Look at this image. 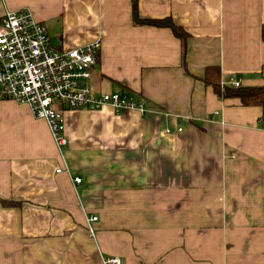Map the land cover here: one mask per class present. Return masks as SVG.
<instances>
[{
	"label": "crops",
	"instance_id": "crops-1",
	"mask_svg": "<svg viewBox=\"0 0 264 264\" xmlns=\"http://www.w3.org/2000/svg\"><path fill=\"white\" fill-rule=\"evenodd\" d=\"M23 9L59 50L101 40L91 88L146 111H67L60 150L0 99V264H264L263 109L203 81L264 85V0H138L185 43L132 0H0V19Z\"/></svg>",
	"mask_w": 264,
	"mask_h": 264
},
{
	"label": "built area",
	"instance_id": "built-area-1",
	"mask_svg": "<svg viewBox=\"0 0 264 264\" xmlns=\"http://www.w3.org/2000/svg\"><path fill=\"white\" fill-rule=\"evenodd\" d=\"M102 49L101 40L59 50L51 43L47 27L28 9L7 11L0 19V99L28 104L37 118L47 121L60 150L67 145L64 113L70 110L115 112L146 111L145 104L118 92L96 93L90 80ZM234 87H240L238 81ZM62 169H58L60 173ZM80 184L82 178L74 177ZM97 217L88 220L90 223ZM103 264H124L119 256L103 258Z\"/></svg>",
	"mask_w": 264,
	"mask_h": 264
},
{
	"label": "trees",
	"instance_id": "trees-1",
	"mask_svg": "<svg viewBox=\"0 0 264 264\" xmlns=\"http://www.w3.org/2000/svg\"><path fill=\"white\" fill-rule=\"evenodd\" d=\"M133 3V19L137 24H147L154 26L170 27L176 36H178L185 43L188 33L178 26L171 18L164 19H143L140 17L138 11V0H132ZM264 36V32H263ZM222 73L219 66H208L206 68L203 81L206 85L211 86L219 97L229 98L238 97L243 105H258L261 106L264 113V85L263 86H249V87H234L222 84ZM5 203H11L5 201Z\"/></svg>",
	"mask_w": 264,
	"mask_h": 264
},
{
	"label": "rangeland",
	"instance_id": "rangeland-1",
	"mask_svg": "<svg viewBox=\"0 0 264 264\" xmlns=\"http://www.w3.org/2000/svg\"><path fill=\"white\" fill-rule=\"evenodd\" d=\"M113 86H114V85H113ZM120 90H121V89H120L118 86H115L113 92H118V93H120V92H119ZM65 147H66V146H65Z\"/></svg>",
	"mask_w": 264,
	"mask_h": 264
}]
</instances>
